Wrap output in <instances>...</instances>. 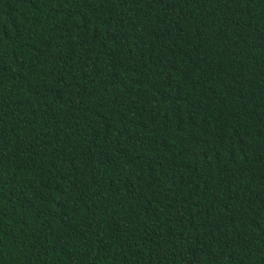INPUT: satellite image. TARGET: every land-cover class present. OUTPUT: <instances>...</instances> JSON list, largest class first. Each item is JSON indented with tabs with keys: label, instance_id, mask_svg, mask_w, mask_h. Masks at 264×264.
<instances>
[{
	"label": "trees",
	"instance_id": "trees-1",
	"mask_svg": "<svg viewBox=\"0 0 264 264\" xmlns=\"http://www.w3.org/2000/svg\"><path fill=\"white\" fill-rule=\"evenodd\" d=\"M0 264H264V0H0Z\"/></svg>",
	"mask_w": 264,
	"mask_h": 264
}]
</instances>
